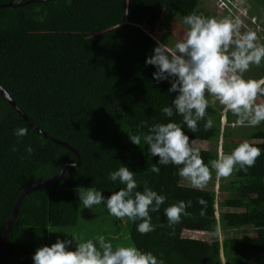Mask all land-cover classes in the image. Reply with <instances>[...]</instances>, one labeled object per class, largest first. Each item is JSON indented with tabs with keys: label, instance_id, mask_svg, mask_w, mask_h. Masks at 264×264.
Segmentation results:
<instances>
[{
	"label": "trees",
	"instance_id": "1",
	"mask_svg": "<svg viewBox=\"0 0 264 264\" xmlns=\"http://www.w3.org/2000/svg\"><path fill=\"white\" fill-rule=\"evenodd\" d=\"M10 1L14 7L0 9V85L31 124L75 148L81 163L52 185L25 195L11 224L0 264H34L37 249L50 245V228L78 225L83 208L79 188L94 187L107 198L126 187L119 180L108 179V173L121 166L135 173L137 190L143 191L146 181L167 197L159 211L150 212L152 223L165 227L142 235L137 231L139 221L124 218L123 223L117 219L119 227L126 226L135 247L151 251L158 259L163 254L165 264H237L234 258L239 255L264 264V228H256L254 237L243 239L184 237L185 231H218V194L211 188L200 190L181 184L179 168L172 164L157 165L160 172L153 173L151 169L159 157L151 156L143 139L140 146L130 141V135L148 132L144 121L148 126L181 123L191 140L218 142L220 136L225 140L233 135L222 132V114L211 105L195 133L182 123L180 115L174 112L166 117L162 113L163 107H174L172 101L178 93L169 92L173 78L154 79L157 68L146 65V60L156 46L143 35L139 24L130 22L129 12L123 21L131 25L103 31L85 27L94 12L92 0H0V5ZM133 1L139 12L148 10L151 1L154 10L161 11L162 0ZM196 7L197 14L215 17ZM179 20L183 22V18ZM225 114L228 124L233 122L230 111ZM209 116L214 127L205 131ZM18 128H26L27 134L17 137L14 132ZM247 139L254 140L252 144L262 150L255 164L257 175L228 184L225 190L235 196L218 203L221 213L264 211V125L254 127ZM228 144L223 141V151ZM29 145L34 149L32 154L25 150ZM13 147L18 150L12 151ZM200 154L204 161L218 156L212 150H200ZM75 162L77 157L71 151L33 130L0 94V238L20 192L53 178L62 166ZM239 195L248 197L244 200ZM201 197L207 201L203 216L197 202ZM189 200L192 207L186 211L191 215H182L180 223L168 227L165 208Z\"/></svg>",
	"mask_w": 264,
	"mask_h": 264
},
{
	"label": "clouds",
	"instance_id": "2",
	"mask_svg": "<svg viewBox=\"0 0 264 264\" xmlns=\"http://www.w3.org/2000/svg\"><path fill=\"white\" fill-rule=\"evenodd\" d=\"M127 2V0H126ZM223 7V0H221ZM187 26L183 37L172 47L157 42L154 54L146 60V65H153L157 81L170 80L169 92L178 93L172 101L173 106L161 109L166 117L174 112L182 117V123L195 133L199 130L198 122L207 116L208 107L217 102L225 111L237 117L236 124L256 127L264 122V77L259 79L244 78L252 65L260 67L264 62V43H261L256 31H242L239 18L206 17L195 11L183 17ZM208 97H211L209 100ZM146 134L130 135V141L140 146L141 140L148 146L151 156L159 157L151 171L159 173L157 165H175L179 176L187 180L194 189L202 190L210 181L212 171L216 179L229 178L236 171L245 173L255 166L262 150L249 141L241 142L231 153L221 150L216 159L211 160L210 167L204 163L196 141L185 134L181 123H153L148 126ZM214 127L209 116L204 123V130ZM14 134L23 137L26 128H18ZM13 147L12 151H17ZM25 150L32 154L29 145ZM135 173L126 166L108 173V179L119 182L126 187L113 192L105 198L94 187L79 188L78 194L84 208L92 209L94 205L104 204L110 215L117 219L127 218L137 224V231L144 235L155 231L164 224L154 225L150 212L159 211L167 197L158 194L145 181L143 191L137 190ZM201 205L200 215H205L207 201L198 198ZM192 207V201H180L164 210L167 226L173 227L181 222L182 215H191L186 211ZM174 235L173 233H170ZM71 240H57L49 246L38 248L33 256L34 264H165L163 254L158 259L151 251H142L134 245L114 247L103 235L83 240L72 235ZM72 240L76 241L74 251L69 250Z\"/></svg>",
	"mask_w": 264,
	"mask_h": 264
},
{
	"label": "rangeland",
	"instance_id": "3",
	"mask_svg": "<svg viewBox=\"0 0 264 264\" xmlns=\"http://www.w3.org/2000/svg\"><path fill=\"white\" fill-rule=\"evenodd\" d=\"M227 2H230L229 4ZM94 12L92 16L86 21L85 27L90 29L109 30L126 24L123 19L124 14H128L131 23L139 24V29L143 35L147 37L148 41L157 46V42L167 44L172 47L174 43L183 37L186 31V26L179 19L192 13L194 6L197 9H203L215 17H229L232 19L239 18L242 21V31L252 30L256 31L261 43H264V0H223V7L221 0H162L161 11L154 10L153 2L148 10L141 12L136 10L133 0H92L91 1ZM134 26V25H132ZM94 35V33L92 34ZM264 77V62L260 67L252 65L250 70L244 74V78L259 79ZM211 100V97H208ZM264 100V97L260 98ZM221 112V128L222 132L232 134L231 138L223 140L220 136L218 142L196 141V146L200 150L217 151V154L223 150V141L228 144L224 153H231L236 145L245 141L247 136L253 131L254 127L237 125L234 115L230 112L232 121L230 124L226 121L225 109L217 102L214 106ZM264 125V122L261 123ZM229 125V126H228ZM191 141V139H190ZM250 143H256L254 140L247 139ZM210 161H204L209 165ZM257 175L256 167H252L247 173L243 171H236L229 178L216 179L215 171H212V176L208 184L204 188L213 189L217 195V203L215 204V216L218 221V231L216 233L206 232H183L184 237H191L196 239H204L211 241L213 238L219 241L226 238H248L255 236L256 228H264V211L256 213H248L245 211H226L221 213L218 210V203L222 200L235 196L234 193L228 192L225 189L231 181H243ZM178 180L181 184L191 186L190 183L178 174ZM244 200L247 195H239ZM117 218L110 215L107 208L103 205H94L92 209L82 208L78 225L74 228H50L51 235L49 247L59 240H71L72 235L78 236L83 240L93 239L99 235H103L106 240L111 241L115 246L133 245L128 234L127 228L119 227ZM97 247H98V242ZM76 241L72 240L69 250L74 251ZM249 257V258H248ZM242 255L234 258L237 264H261L260 260L252 258L251 256ZM233 259V258H231ZM253 259V260H252ZM238 261V262H237ZM242 261L243 263H241Z\"/></svg>",
	"mask_w": 264,
	"mask_h": 264
},
{
	"label": "water",
	"instance_id": "4",
	"mask_svg": "<svg viewBox=\"0 0 264 264\" xmlns=\"http://www.w3.org/2000/svg\"><path fill=\"white\" fill-rule=\"evenodd\" d=\"M27 4V3H26ZM15 5L12 3V1L2 4L0 5V9L1 8H5V7H14ZM0 94L6 99V101L9 103V105L16 111V113H18L22 119L35 131H37L43 138L53 142L56 145L62 146L66 149H68L69 151H71L76 157H77V162L75 163H67L64 166H62V168L60 169V171L51 179L49 180H44L41 182H37L34 184H31L29 186H27L26 188H24L20 194L18 195L16 202L13 206V210H12V214L10 215V217L6 220L5 222V227L4 230L2 231L1 234V238H0V256L2 255L4 249H5V245L7 242V238H8V234H9V230L11 227V224L13 223V221L15 220L19 208H20V204L23 200V198L25 197V195H27L29 192L38 189V188H45L48 187L50 185H52L55 181L61 179L64 175L65 172L69 169H71L72 167H78L81 163V158L79 155V152L73 148L72 146H70L69 144H67L66 142H63L59 139L53 138L51 137L47 132H45L44 130L40 129L39 127L31 124L27 118V116L21 111V109L16 105L15 101L13 100V98L8 94V92L0 85ZM221 258L223 259V256H221Z\"/></svg>",
	"mask_w": 264,
	"mask_h": 264
},
{
	"label": "crops",
	"instance_id": "5",
	"mask_svg": "<svg viewBox=\"0 0 264 264\" xmlns=\"http://www.w3.org/2000/svg\"><path fill=\"white\" fill-rule=\"evenodd\" d=\"M125 222V219H123V223Z\"/></svg>",
	"mask_w": 264,
	"mask_h": 264
}]
</instances>
